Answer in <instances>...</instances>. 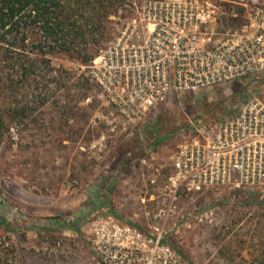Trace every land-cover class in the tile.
<instances>
[{
    "label": "rangeland",
    "instance_id": "374dc122",
    "mask_svg": "<svg viewBox=\"0 0 264 264\" xmlns=\"http://www.w3.org/2000/svg\"><path fill=\"white\" fill-rule=\"evenodd\" d=\"M152 1L127 0L125 9ZM122 20H105L88 46L93 60ZM49 59L44 88L0 90V217L8 222L0 243L13 250L11 264H99L92 229L107 217L146 237L161 233L180 264H264V204L222 193L199 199L200 206L182 196L173 206L168 189L170 155L189 121L231 114L246 89L183 95L128 126L91 81L93 60ZM10 72L0 63V85ZM79 218L76 230L62 227ZM150 249L139 264H172Z\"/></svg>",
    "mask_w": 264,
    "mask_h": 264
},
{
    "label": "built area",
    "instance_id": "2783aa9c",
    "mask_svg": "<svg viewBox=\"0 0 264 264\" xmlns=\"http://www.w3.org/2000/svg\"><path fill=\"white\" fill-rule=\"evenodd\" d=\"M125 13L89 76L126 125L183 95L247 91L231 114L189 121L169 159L171 205L222 193L264 203V0H155ZM95 224L99 264H139L149 247L180 264L161 233L146 237L113 217Z\"/></svg>",
    "mask_w": 264,
    "mask_h": 264
},
{
    "label": "trees",
    "instance_id": "16d2710c",
    "mask_svg": "<svg viewBox=\"0 0 264 264\" xmlns=\"http://www.w3.org/2000/svg\"><path fill=\"white\" fill-rule=\"evenodd\" d=\"M127 7V0H0V63L11 71L0 90L15 93L29 86L44 88L45 70L53 55L92 61L88 46L97 41L105 20L112 15L124 18ZM3 120L0 114V131ZM80 221L62 227L76 230ZM6 225L7 220L0 217V227ZM0 245V264H11L13 250L3 247V242Z\"/></svg>",
    "mask_w": 264,
    "mask_h": 264
}]
</instances>
